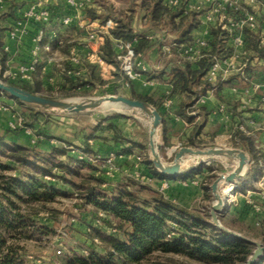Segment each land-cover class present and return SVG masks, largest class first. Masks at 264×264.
Masks as SVG:
<instances>
[{
    "label": "trees",
    "instance_id": "16d2710c",
    "mask_svg": "<svg viewBox=\"0 0 264 264\" xmlns=\"http://www.w3.org/2000/svg\"><path fill=\"white\" fill-rule=\"evenodd\" d=\"M98 5L99 10L90 4L83 10L91 19L103 21L112 17L117 20V25L105 35L100 46L101 58L112 63L117 70L119 59L115 39L133 42L134 50L143 55L144 51L152 47H157L161 51L166 35L171 37L170 41H190L197 22L195 12L184 13L181 7L168 6L166 0H139L143 29L138 30L133 22L136 12L134 5L120 10H114L112 4L104 1H100ZM149 32H157L159 35L148 38L146 35ZM246 40L252 52L264 57V45L257 34L248 32ZM226 41L219 29L213 27L204 55L197 61L192 62L174 51L173 53L178 54V60L173 58L165 60L161 68L147 73L148 79L158 78L169 83L168 93L157 97L137 94L132 89V80H126L131 87L132 97L145 100L158 110L159 105L171 94L182 95L184 99L177 105L175 113L193 120L194 116L189 114V111L195 99L211 88L210 82L206 79L208 67L215 58L231 53L232 49ZM46 42L52 51L67 53L64 38L57 36L48 39L44 36L40 43L43 45ZM39 63L38 61L36 65L33 82L17 84L18 86L47 96L64 97L73 94L74 89L83 83L102 82L99 73L95 72L96 64L83 62V73L71 76L66 73L71 64L64 60L59 66H55L57 70L62 71L61 81L45 87L38 76ZM81 76L87 79L81 81ZM0 95L18 106L28 107L27 114L20 113L23 116L22 126L11 129L7 125L4 132L0 133V264H30L21 242L53 232L52 227L40 220V215L49 211L47 204L54 202L59 195H73L80 200V206L91 204L99 207L104 216H110L114 220L111 223L104 216L101 219L102 222L109 223L112 235L91 229L90 242L95 243L93 237H97L103 244V252L97 251L91 245L87 252L88 256L76 254L73 256L72 259L77 264H183L176 257L204 264H242L253 250L251 242L211 224L207 209H188L166 198L161 191L153 187H148L151 191L149 196H142L137 189L131 188L132 185L140 184V179L128 177L125 182L108 191L107 182L100 174L102 170L93 164L94 162L70 154L67 147L71 145L69 141L64 140L65 146L53 144L42 147L38 143L43 139L31 145L7 139L5 137L7 132L14 134L25 127L42 132L44 138L49 136L46 130L38 129L39 124L47 119L49 113L5 93ZM198 113H202V108L198 107ZM118 116L122 115L102 118L91 126V130L83 134L81 150L99 155L88 141L96 136L97 130H109L114 139H124L131 145L143 147L141 142L124 136L114 121ZM195 129L196 134L199 133L201 125L197 123ZM163 142L166 145L164 135ZM201 143L200 140L196 143L191 140L187 145L200 146ZM230 143L249 153L251 167L247 173L252 175L255 161L264 160V151L256 146L255 138L238 130L232 131ZM110 151L118 153L115 149ZM142 161L150 167V176L164 177L159 176L148 157L142 158ZM196 173H201V167L190 168L181 173L180 177L187 178ZM209 183L208 180L202 182L206 198H209ZM247 209L252 210L251 205H248ZM245 213L241 211L236 217L225 215L220 219L225 226L242 233L235 225H243ZM253 214V222L245 225L247 233L244 235L259 237L264 242V226L259 227L258 233L255 232L257 227L254 221L259 218L260 213ZM254 264H264V253Z\"/></svg>",
    "mask_w": 264,
    "mask_h": 264
},
{
    "label": "crops",
    "instance_id": "0c3cea01",
    "mask_svg": "<svg viewBox=\"0 0 264 264\" xmlns=\"http://www.w3.org/2000/svg\"><path fill=\"white\" fill-rule=\"evenodd\" d=\"M100 1L112 4L114 10L125 9L130 5H134V8L136 10L133 18L134 26L138 30L143 29L141 20L142 12L139 10V0H91L90 5L99 10L98 4L100 3ZM30 7H34L36 9L46 7L50 9V28H55L57 30V36H60L61 38H64L66 40L65 49H67V53H62L60 51L54 50L57 56L61 59L60 62L66 60L65 57L69 54L71 49H74L76 53L81 56L88 51L89 43L86 39L85 29L83 28V25L85 24V22H87V20L91 18L85 15L83 9L75 8L67 4L65 0H1V71L6 68L14 69L19 63H23L30 58V50L32 48L31 38L38 29V23L36 21L31 18L23 17L24 12ZM64 16L71 17V21L67 26H62L60 24V21ZM195 33H197L196 29H194L193 31V34ZM160 52L161 51L157 47H152L151 49L143 52L142 57L143 63L146 67V72L141 74L136 79L132 80V89L135 93L157 97L159 95L167 93L170 90V85L166 81L160 80L158 78H147V73H152L154 72V70L161 68L165 64V61L162 60L164 55L160 54ZM44 57L46 58V52L43 48H41L39 51L38 60L40 62L38 76L41 78L43 86L46 84L48 79L53 76L56 78V82L61 81L62 71L60 69L57 70L55 67L58 65L47 64ZM144 57L149 58V62H147ZM166 64L169 63L166 62ZM96 69L99 72L98 66L96 67ZM150 70H152V72H150ZM83 71H81V74L83 73ZM112 73L113 77L110 79H115L111 80L112 82L116 81L127 87L129 86L128 84H125L126 79L121 76L122 72L117 70L116 67L115 70L112 71ZM68 75L73 76V74ZM117 75H120L121 78L116 77ZM168 98L171 99L170 106L167 108L165 105V101H163L159 105L158 111L162 117V139L164 135L166 144L168 146H171L174 151L175 148H179L180 146H196L187 145V143L191 140H193L194 143H196L197 140H200L202 142L201 145L214 144L212 143V141L217 140V144H225V146L227 147H234L231 145L230 138L228 137V128L233 125V123L240 115L253 116L257 120V122H259L261 128L257 131V136L255 138L256 146L264 151V116L257 108H249L239 111V97L238 95L231 92L227 84L222 86L214 93L208 94L206 100L199 105V107L202 108V113L200 114L201 116L196 123H194L193 120H188L185 117L179 116L177 115V113H175L177 105L181 100L184 99L182 95L173 93ZM0 101L9 104L12 108L17 110L18 105L13 103L12 100L0 95ZM219 104L226 105V113H220L217 111V107ZM9 119V111H0V133L4 132V129L8 125ZM197 123L201 125V129L199 133L196 134L195 126ZM30 129L34 130L33 128ZM95 135V137L90 138L88 141L93 150L96 151L100 156H105L112 149L118 151V157L115 160L116 169L113 172L107 171L106 167L99 164V162L93 163L102 170L100 174L107 182L106 189L108 191L113 190L118 184L125 182V175L127 169L129 168H131L132 171L135 172V174H139L141 178L150 176V167L144 161L138 158L139 153L137 149L139 147L131 145L124 139H114L112 132L109 130H97L95 131ZM69 136L74 139L71 141L69 139ZM124 136L131 140H134L130 136ZM5 137L9 140H15L23 145H31V138L33 137V135L32 132H28L25 128H23L19 130L17 134L7 132ZM64 140L69 142L71 141V145L67 146L69 148V153L77 156L78 151L81 150L83 132H80L76 136L67 134L64 135L59 132H52L49 133V136H46L38 144L42 147H49L53 144L57 146H65L66 144ZM243 150L248 155V170L251 167V159L249 153L245 149ZM217 159H220L222 163L224 162L228 165H232L235 160L233 157H217ZM260 162H264V160L258 159L255 161L254 172L252 173V175H249L247 173L244 178H246V180L248 181L241 182L240 190L235 191L237 197L236 202L228 206L225 203L222 208V214L220 216V218L224 217L225 215L236 217L241 211H244L246 213L243 226L249 223L252 224L254 214L252 210L247 209V206L250 204L246 201V194H248L247 191H250L252 200L254 202L260 203L262 206L259 218L256 219L258 220V224L255 223L256 220L254 221V224H256L257 227L255 232L257 233L259 227L264 226V200L261 197L262 190L256 184ZM185 171L187 170L182 169L178 174L170 177H153V180L157 184H159L161 180L166 181L167 185L165 190L162 192L163 195L181 206H184L188 209H193L198 208V204L202 202L204 206L208 207L206 203L209 198L212 199L210 188L208 192L209 198H206L204 190L201 187L200 173H196L191 177L181 178L180 174L184 173ZM135 178L139 179L138 176H135ZM220 185L221 184H219V186ZM236 187H238L237 184ZM78 201L80 202V200ZM82 208L88 211L85 214H87L86 216L89 215L87 218H90V221H87L86 225H84L86 229L85 234L88 236L90 241L91 229L93 228L99 230V232L103 234H113L109 223H107L106 221L96 223L97 210L99 209V207L91 204H83ZM104 218H106V220H109L111 223H113L114 221L110 216H104ZM255 238L262 241L259 237ZM93 240L95 244H100L102 245L101 247H103V244H101V241H99L97 237H93Z\"/></svg>",
    "mask_w": 264,
    "mask_h": 264
},
{
    "label": "built area",
    "instance_id": "2783aa9c",
    "mask_svg": "<svg viewBox=\"0 0 264 264\" xmlns=\"http://www.w3.org/2000/svg\"><path fill=\"white\" fill-rule=\"evenodd\" d=\"M65 1L67 4L78 9H84L91 2V0ZM166 3L173 8L181 7L184 13L188 11L195 12L197 14L195 27L197 33L193 34L192 39L187 42L173 40L162 43V55H170L174 51H177L180 56L192 62L197 61L204 55L213 27L219 29L232 49L229 55L215 58L208 67L206 79L210 82L211 88L195 99L189 111V114L194 116L193 122L196 123L199 120L198 107L206 100L207 95L214 93L226 84L231 92L239 97V111L257 108L264 116V57L252 52L246 40L248 32H252L259 36L261 44L264 45V0H166ZM23 17L31 18L38 23V29L31 38L32 48L30 50V58L23 63H19L14 69L6 68L3 71L0 70V78L4 82H14L16 85L33 82L41 48L46 52L47 64H56L58 66L61 64V59L55 51L51 50L49 43L46 42L43 45L40 43L44 36H47L48 39L57 37V30L50 28L49 25L51 19L50 9L46 7L39 9L30 7L24 12ZM70 21V16H64L60 24L67 26ZM116 25L117 20L112 17H108L103 21L99 19L87 20L83 28L85 29L86 39L89 43L88 51L80 56L74 49H71L65 57L71 64V67L67 68L66 72L68 74L80 75L81 71H83V62L87 61L99 67V74L102 78H112V71L115 70V66L101 58L100 46L104 41L105 35L115 28ZM158 35L159 33L157 32H149L146 36L154 38ZM114 44L118 51V68L126 77V80H134L146 71L142 53L134 50L133 42L115 39ZM125 84H128L127 81ZM170 103L171 99L167 98L165 100L167 108L170 106ZM226 109L227 107L224 104H219L217 107V111L220 113H226ZM0 111L10 112L9 128L15 129L22 126L23 116L9 104L0 101ZM260 126L253 116L240 115L233 125L228 128V137H231L233 130H238L256 138L257 131L261 128ZM25 129L28 132H32L31 143L44 139L42 132L31 130L30 127H25ZM222 145L223 147H227L225 144ZM77 157L86 159L89 162H99L102 166L106 167L107 171H113L115 170L114 163L118 157V153L109 151L105 156H100L79 150ZM136 176L144 182L150 183L154 181L152 176L141 178L137 173ZM256 184L261 188V197L264 200V162L259 163ZM166 185V181L161 180L157 184V188L163 192ZM234 187L236 185L226 195L225 203L227 206L234 204L237 200L233 190ZM247 193L246 201L251 205L253 212L260 213L262 210L261 204L252 200L250 191H247ZM103 216V211L98 209L96 223H101ZM255 223L258 224V220ZM172 226H175V224H172Z\"/></svg>",
    "mask_w": 264,
    "mask_h": 264
},
{
    "label": "rangeland",
    "instance_id": "374dc122",
    "mask_svg": "<svg viewBox=\"0 0 264 264\" xmlns=\"http://www.w3.org/2000/svg\"><path fill=\"white\" fill-rule=\"evenodd\" d=\"M126 1V0H125ZM165 40L163 43L170 41V36L166 35ZM162 54V51L160 52ZM81 56V55H80ZM147 62H149V58L144 57ZM176 59L178 60V54L173 53L170 55H164L163 61L169 60V59ZM143 59V57H142ZM86 61H84L85 63ZM148 70V69H147ZM95 72L99 73L97 69H95ZM152 72V70H150ZM126 78L123 74L121 75ZM120 75H117L116 77L121 78ZM53 79H48V83L44 85L45 87L47 85H54L56 83L55 77H52ZM87 77L81 76V81L86 80ZM102 82H94L92 83H83L81 86L76 87L74 90L75 92L71 95L64 96V97H57V98H78L80 100L87 99L89 97H98L101 95L106 94H121L132 97L131 88L125 85H122L116 81H111L115 79H106L102 78ZM55 94L56 91H55ZM100 107V108H99ZM95 109L90 110H84L80 112H48L49 115L47 119L43 122H41L38 126V129H44L48 133L52 132H59L64 135H71L76 136L80 132H83V134L88 133L91 130V126L95 125L100 119L102 118H108L111 116H115L118 114H121L122 116L115 117L114 120L117 123L118 127L122 130L123 134L126 136L132 137L137 142H141L143 147L138 148L139 158L142 160V158L150 157L149 156V126L147 125L148 118L142 117L138 111L129 109L127 107H122L121 110H113V109H103L101 106H99ZM28 107L26 106H18L17 112L19 113H25L27 114ZM162 128V126H161ZM102 131V130H101ZM104 131V130H103ZM156 141L159 140V131ZM18 132H15L14 134H17ZM69 139L72 141L73 139L69 136ZM70 141V142H71ZM160 149L158 151L159 155L166 161L170 162L173 158L174 149L171 148V146L165 145L163 142V139L161 137L160 140ZM211 143V142H210ZM214 144H202L200 146H190V147H213V146H222L221 144H217V140L212 141ZM235 147V146H234ZM178 148H175L177 150ZM224 156H215L213 158H207V157H198L197 161H189L188 164L182 165L184 170H188L193 167H201L200 173V182L202 187V182L204 180H208V182L211 183V181L221 172L231 171L235 164L232 163V165H228L226 163H222L220 159ZM97 163V162H95ZM100 164V163H99ZM115 169H116V163H114ZM248 166V165H247ZM114 171V170H113ZM111 171V172H113ZM247 168L243 175H241L239 178L235 179L234 182H236L238 187H234V192L240 190V183L246 180L244 176L247 174ZM129 173V174H128ZM136 174L132 171L131 168L127 169L125 178L132 177L135 178ZM140 184L132 185L131 188L137 189L139 194L142 196H149L150 190L148 187H155L157 188V183L155 181H152L150 183L144 182L140 180ZM209 183V184H210ZM222 189H226L227 183L224 182L220 186ZM165 190V189H164ZM163 190V191H164ZM210 199V198H209ZM207 201V206H204L202 202L198 204V209H207L208 213L210 211V206L212 204L213 199H210ZM79 201L75 196H63L59 195L56 197L55 201L52 203L47 204L49 211L43 212L40 215V220L43 223H46L48 226L53 228V232L49 234H43L39 236L38 238H30L25 241H22L24 247V254L25 257L29 260V263H35V264H77L72 258L73 256L79 255V256H88L87 252L89 248L96 249L99 252H103V247L100 244H95L90 242L88 236L85 234V227L87 221H90V218H87V214H85V209L82 208V206L79 205ZM209 218L211 222V216L209 213ZM221 221V220H220ZM212 224V223H211ZM221 224L223 222L221 221ZM225 226V225H224ZM236 229H240L242 231H236L243 235L246 238L259 241L264 244L263 241L258 240L255 237L244 235L246 234L247 230L245 226L242 224H236ZM217 227V226H215ZM227 227V226H225ZM218 228V227H217ZM228 228V227H227ZM231 229V228H230ZM233 230V229H232ZM252 233V232H250ZM253 234V233H252ZM254 248V244H253ZM178 258L179 261H182L183 264H204L202 262L186 259V258ZM93 264V263H90ZM99 264V263H96Z\"/></svg>",
    "mask_w": 264,
    "mask_h": 264
},
{
    "label": "water",
    "instance_id": "95a60500",
    "mask_svg": "<svg viewBox=\"0 0 264 264\" xmlns=\"http://www.w3.org/2000/svg\"><path fill=\"white\" fill-rule=\"evenodd\" d=\"M0 93H5L10 97L16 98L26 104L33 105L36 108L46 112H80L84 110L95 109L99 107L104 101H108L119 103L122 106L136 110L143 115H149L151 119L148 139L150 156L149 160L153 167L157 169L159 176L170 177L178 174L183 169V158L189 155H201L207 158H213L216 155L237 158L238 163L233 170L219 173L209 184L213 199L209 211L211 223L229 234L235 235L254 244L253 250L242 264H254L256 259L262 253H264L263 243L244 237L240 233L225 227L220 221L222 208L225 205L226 195L223 194L219 188V181L224 179L226 182L233 183V186L236 185V182H234L235 179L243 175L248 163V155L243 149L221 146L204 148L180 146L174 151L172 160L170 162H166L158 153L161 143L160 140L162 137L161 114L152 104L145 100L121 94H106L98 97H89L79 102H70L67 100L68 98H57L32 92L16 84L6 83L1 78ZM155 129L159 130V140L153 142L152 133Z\"/></svg>",
    "mask_w": 264,
    "mask_h": 264
},
{
    "label": "bare ground",
    "instance_id": "6f19581e",
    "mask_svg": "<svg viewBox=\"0 0 264 264\" xmlns=\"http://www.w3.org/2000/svg\"><path fill=\"white\" fill-rule=\"evenodd\" d=\"M67 100L70 101V102H79V101H81L78 98H68ZM100 106L103 109H113V110H121L122 107H123L119 103H113V102H108V101H104ZM139 114L142 117H144V118H148L147 125L149 126L150 125V120H151L150 119V116L149 115H143L142 113H139ZM157 131H159V130L158 129H155L153 131V133H152V140H153V142H156V138H157V135H158V132ZM216 156H219V155H216ZM198 157H203V156H201V155H189V156H186L185 158H183L182 165L188 164L189 161H197L198 160ZM234 159L235 160H234L233 163L235 164V167H236L237 166V163H238V160H237V158H234ZM224 182H226V181L224 179H222L221 181H219V184H222ZM226 183H227V186H228L226 189H222L220 187L219 188L221 189V191L223 192V194L228 195V193L230 192L231 188L233 187V183H231V182H226Z\"/></svg>",
    "mask_w": 264,
    "mask_h": 264
}]
</instances>
